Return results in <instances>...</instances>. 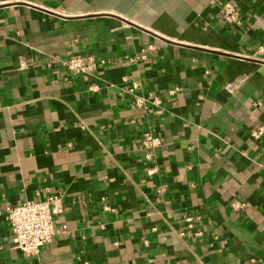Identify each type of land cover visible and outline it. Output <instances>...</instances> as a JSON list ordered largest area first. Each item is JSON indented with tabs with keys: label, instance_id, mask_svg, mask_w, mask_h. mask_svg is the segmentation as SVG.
<instances>
[{
	"label": "crops",
	"instance_id": "0c3cea01",
	"mask_svg": "<svg viewBox=\"0 0 264 264\" xmlns=\"http://www.w3.org/2000/svg\"><path fill=\"white\" fill-rule=\"evenodd\" d=\"M222 1L0 0V211L64 200L34 257L0 218V264H264V0H234L233 29ZM74 55L102 63L56 61ZM133 83L162 115L132 104Z\"/></svg>",
	"mask_w": 264,
	"mask_h": 264
},
{
	"label": "built area",
	"instance_id": "2783aa9c",
	"mask_svg": "<svg viewBox=\"0 0 264 264\" xmlns=\"http://www.w3.org/2000/svg\"><path fill=\"white\" fill-rule=\"evenodd\" d=\"M218 20L223 22L230 29L242 24V14L238 4L234 0L222 1L218 13ZM144 58V57H142ZM56 61L68 71L78 75H90L97 71L100 62L95 56L74 55L67 58H56ZM92 90H98L99 86H90ZM131 95L132 104L138 108L150 107L153 116H160L164 113V101L160 96L143 94L141 86L133 83L127 89ZM251 138L259 144L264 143V123L258 128L251 129ZM141 148L144 153V160L152 163L156 158V150L162 144L161 138L154 132L153 128L145 130L140 138ZM156 171L152 166L148 173L151 175ZM230 207L236 212H244L248 204L241 200L232 199ZM110 209V207H106ZM64 212V200L62 194L49 195L45 200H26L20 204L8 207L4 212L0 211V218H4L11 231L12 248L23 257L30 258L39 254L45 244L52 241L56 235V216ZM186 226L179 232L183 236L191 232L194 222L198 217L191 213L184 214ZM66 228V227H64Z\"/></svg>",
	"mask_w": 264,
	"mask_h": 264
}]
</instances>
